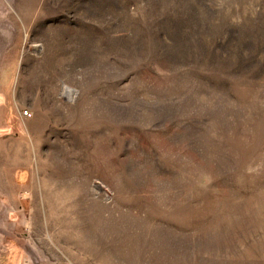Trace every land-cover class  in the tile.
Returning <instances> with one entry per match:
<instances>
[{"label": "rangeland", "instance_id": "1", "mask_svg": "<svg viewBox=\"0 0 264 264\" xmlns=\"http://www.w3.org/2000/svg\"><path fill=\"white\" fill-rule=\"evenodd\" d=\"M0 264H264V0H0Z\"/></svg>", "mask_w": 264, "mask_h": 264}, {"label": "built area", "instance_id": "2", "mask_svg": "<svg viewBox=\"0 0 264 264\" xmlns=\"http://www.w3.org/2000/svg\"><path fill=\"white\" fill-rule=\"evenodd\" d=\"M23 115H27V112H24V114Z\"/></svg>", "mask_w": 264, "mask_h": 264}]
</instances>
